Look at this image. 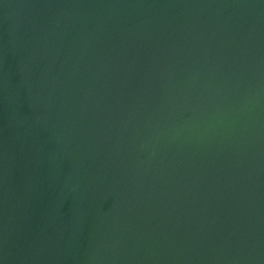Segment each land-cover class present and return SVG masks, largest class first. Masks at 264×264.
Here are the masks:
<instances>
[{
  "label": "water",
  "instance_id": "95a60500",
  "mask_svg": "<svg viewBox=\"0 0 264 264\" xmlns=\"http://www.w3.org/2000/svg\"><path fill=\"white\" fill-rule=\"evenodd\" d=\"M0 264H264V0H0Z\"/></svg>",
  "mask_w": 264,
  "mask_h": 264
}]
</instances>
